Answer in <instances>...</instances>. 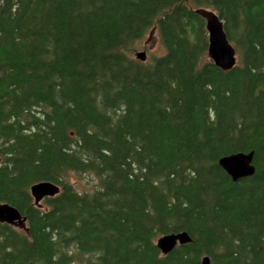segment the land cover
I'll return each mask as SVG.
<instances>
[{
    "label": "trees",
    "instance_id": "16d2710c",
    "mask_svg": "<svg viewBox=\"0 0 264 264\" xmlns=\"http://www.w3.org/2000/svg\"><path fill=\"white\" fill-rule=\"evenodd\" d=\"M200 10L232 69L204 59ZM153 27L165 54L141 63ZM251 151L233 182L218 160ZM1 203L26 229L0 223V264H264V0H0ZM173 232L191 241L162 254Z\"/></svg>",
    "mask_w": 264,
    "mask_h": 264
},
{
    "label": "water",
    "instance_id": "95a60500",
    "mask_svg": "<svg viewBox=\"0 0 264 264\" xmlns=\"http://www.w3.org/2000/svg\"><path fill=\"white\" fill-rule=\"evenodd\" d=\"M205 21L207 32L208 49L207 54L210 60L221 70L232 69L237 62L236 52L227 39L223 28V21L219 16L208 10L198 11ZM136 57L140 61L145 60L144 52H137ZM218 165L226 172L233 182L250 177L254 174L253 152H237L221 157ZM29 192L34 197V203L40 202L46 197H53L58 194L59 186L51 182H39L30 186ZM26 218L13 206L8 203L0 204V223L26 229ZM191 241L186 232L168 233L157 239L156 246L162 254L171 252L177 245L187 244ZM201 264H209V258L204 257Z\"/></svg>",
    "mask_w": 264,
    "mask_h": 264
},
{
    "label": "rangeland",
    "instance_id": "374dc122",
    "mask_svg": "<svg viewBox=\"0 0 264 264\" xmlns=\"http://www.w3.org/2000/svg\"><path fill=\"white\" fill-rule=\"evenodd\" d=\"M204 29H205V23H204ZM137 52H144L145 54V60L141 61V63L152 62L154 58L160 57L165 54V48L162 44L161 38L159 36V33L156 27H153L152 29H150L146 33L145 37L136 44L135 52L133 53V57H135V59H137V57L135 56ZM236 58H237L236 63H238L237 55H236ZM204 59H207V60L210 59L208 57V54H206ZM69 178H70L71 183L74 185V188L76 189V191L80 193H83L84 191H92L93 188L96 187L98 183V180L93 175H90V174L77 175L75 173L73 174L71 173ZM15 228L24 230L18 227H15Z\"/></svg>",
    "mask_w": 264,
    "mask_h": 264
}]
</instances>
